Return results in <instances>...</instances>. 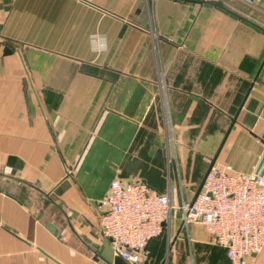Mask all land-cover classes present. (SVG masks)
Returning <instances> with one entry per match:
<instances>
[{
	"label": "crops",
	"instance_id": "1",
	"mask_svg": "<svg viewBox=\"0 0 264 264\" xmlns=\"http://www.w3.org/2000/svg\"><path fill=\"white\" fill-rule=\"evenodd\" d=\"M213 163L264 175V33L191 1L0 0V172L90 247L114 178L189 201ZM149 248L144 264H232L177 212ZM0 264L108 263L0 175Z\"/></svg>",
	"mask_w": 264,
	"mask_h": 264
},
{
	"label": "built area",
	"instance_id": "2",
	"mask_svg": "<svg viewBox=\"0 0 264 264\" xmlns=\"http://www.w3.org/2000/svg\"><path fill=\"white\" fill-rule=\"evenodd\" d=\"M240 1L251 5L261 0ZM98 208L113 256L129 264L148 261L149 242L165 231L170 239L176 212L185 229L203 225L232 264H250L264 248V175L228 164H211L193 198L177 205L171 191L160 193L143 180L116 177Z\"/></svg>",
	"mask_w": 264,
	"mask_h": 264
},
{
	"label": "water",
	"instance_id": "3",
	"mask_svg": "<svg viewBox=\"0 0 264 264\" xmlns=\"http://www.w3.org/2000/svg\"><path fill=\"white\" fill-rule=\"evenodd\" d=\"M182 1H191V2H196V3H200V4H205V5H209V6H217L220 10L224 11L225 13L230 14L232 17L236 18V19H240V21H242L243 23H245L246 25L252 27L255 30L261 31L262 33H264V30L261 29L260 27L256 26L254 23H251L245 19H243L240 16L235 15L234 13H232L230 10L225 9L222 6H219L218 4H216L215 2L212 1H206V0H182ZM0 175H5L8 177H11L15 180L21 181L27 185H29L30 187L34 188L36 191H38L39 193H41L43 196H45L47 199H49L53 204H55L63 213V215L66 217L69 225L71 226L72 231L75 233L76 237L82 241V243L92 251V253L94 255H96L98 258L102 259L103 261L107 262L108 264H126L124 261H122L120 258L118 257H114L111 247L108 243V241H105V243L99 244V243H92L91 248L90 245H88V243H86V241H84L74 230V228L72 227V225L70 224V221L68 219L67 214L65 213V211L60 207V205H58L55 201V199L50 195L49 192L43 190L42 188L38 187L37 185L26 181L24 179H20L18 177L6 174V173H2L0 172ZM47 228L54 234H58L59 237H61V235L58 232V228L51 222L47 223Z\"/></svg>",
	"mask_w": 264,
	"mask_h": 264
},
{
	"label": "rangeland",
	"instance_id": "4",
	"mask_svg": "<svg viewBox=\"0 0 264 264\" xmlns=\"http://www.w3.org/2000/svg\"><path fill=\"white\" fill-rule=\"evenodd\" d=\"M215 3L221 6L223 5L225 8L232 10L236 15L251 23H254L256 26L264 30V7L261 1L251 5L244 4L240 0H222ZM184 192L186 196L187 190H184ZM180 203V198L178 201H175L176 205ZM160 237L168 239L167 231H165ZM169 238L171 242V234Z\"/></svg>",
	"mask_w": 264,
	"mask_h": 264
},
{
	"label": "clouds",
	"instance_id": "5",
	"mask_svg": "<svg viewBox=\"0 0 264 264\" xmlns=\"http://www.w3.org/2000/svg\"><path fill=\"white\" fill-rule=\"evenodd\" d=\"M90 51L97 54L107 53L109 51L107 37L99 34L90 36Z\"/></svg>",
	"mask_w": 264,
	"mask_h": 264
},
{
	"label": "trees",
	"instance_id": "6",
	"mask_svg": "<svg viewBox=\"0 0 264 264\" xmlns=\"http://www.w3.org/2000/svg\"><path fill=\"white\" fill-rule=\"evenodd\" d=\"M160 236H161V235H160ZM160 236H159V237H160ZM156 238H157V237H156ZM154 239H155V238H154ZM152 240H153V239H152ZM152 240H151V241H152ZM151 241H150V242H151ZM150 242H149V243H150ZM148 246H149V245H148ZM149 249H150V248H149Z\"/></svg>",
	"mask_w": 264,
	"mask_h": 264
}]
</instances>
